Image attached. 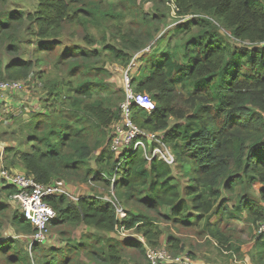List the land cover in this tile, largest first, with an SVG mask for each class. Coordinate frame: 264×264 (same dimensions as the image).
I'll list each match as a JSON object with an SVG mask.
<instances>
[{
  "label": "trees",
  "instance_id": "16d2710c",
  "mask_svg": "<svg viewBox=\"0 0 264 264\" xmlns=\"http://www.w3.org/2000/svg\"><path fill=\"white\" fill-rule=\"evenodd\" d=\"M3 2L6 0H0V5ZM169 6L174 18L181 20L175 28L190 32L182 52L173 46L151 55L152 62L146 61L139 76H132L131 72L130 75L133 91L146 93L155 102L151 111L132 105V120L141 131L162 134V143L173 154L172 164L157 156L145 158L142 147L133 148V143L118 157L110 150L113 134L110 132L107 137V128L121 120L122 96L116 100L93 98L94 92L104 88L99 75L106 73L103 68L89 64L91 58L99 57L98 52L70 47L51 58L56 68L67 66L68 75L76 76L75 81L54 78L39 82L46 90L49 102L46 109L57 111L62 122L47 127L42 120L30 122L29 150L16 152L7 166L19 163L28 174L44 183L67 176L92 178L103 182L106 188L114 185L116 191L112 201L102 200L99 195L82 196L76 203L67 202L63 195L49 197L48 202L57 214L51 222L54 226L84 224L105 232L122 231L123 227L127 232L141 234L151 248L157 247L161 232L152 216L127 212V216L118 219L115 206L121 201L123 189L128 202H140L148 211L169 207L170 216L165 218L184 225L192 223L191 219L204 221L207 232L218 241L229 240L217 224H210L212 217L241 219L256 226L264 224V0H172ZM120 14L115 8L93 0H39V11L29 18L21 10L0 8V81H25L44 62L41 57L52 56L64 24H83V20L109 28L119 47L117 42L103 41V49L112 61L128 66L134 53L141 52L153 38L158 16L148 20L143 14L142 21L137 22L142 29L133 32L128 27L122 30L117 24ZM26 20L24 32L30 37L26 44L33 46L34 59L15 57L24 41L20 31ZM221 29L231 41L242 44L241 48L228 43L225 40L228 35H222ZM84 41L93 42L87 34ZM2 54L11 59L3 62ZM43 73L46 67L34 72V79L39 81ZM62 86L72 94L59 104ZM177 91L185 92L191 109L174 103ZM170 118L175 120L172 125ZM106 138V146L95 160L98 167L89 168L87 161L93 144L100 147ZM138 139L145 145V136ZM6 151L15 150L7 147ZM178 164L189 180L186 184L173 174V166ZM253 183L259 185L258 196L251 199L246 187ZM237 185L240 191L233 196ZM3 189L7 194L14 192L8 185ZM140 192H144L141 197L137 196ZM225 193L230 197L225 198ZM230 199L231 208L227 206ZM11 226L17 234L34 232L18 210L12 214ZM258 234L253 247L257 258L264 262V234ZM172 240L168 239L169 249L176 245ZM14 241L0 244V255H5L6 264H31ZM143 243L133 238L118 241L88 235L75 244L67 243L63 248L66 251L43 250L37 264H77L79 249L84 250L92 263L121 264L123 245L138 248L146 259L147 247ZM38 246L35 243L32 249L37 251ZM234 251L238 252L239 246ZM135 264L149 263L146 259V263Z\"/></svg>",
  "mask_w": 264,
  "mask_h": 264
},
{
  "label": "rangeland",
  "instance_id": "374dc122",
  "mask_svg": "<svg viewBox=\"0 0 264 264\" xmlns=\"http://www.w3.org/2000/svg\"><path fill=\"white\" fill-rule=\"evenodd\" d=\"M97 2H102L106 7H113L120 12L117 24L122 30L128 27L133 32H138L142 29V26L137 22L142 21L143 14H146L147 19H151L152 16H158V29H154L153 38L148 43V45L140 51L135 52L133 58L131 59L130 72L132 76H139L142 71V67L148 60L152 62V56L158 55L163 50L171 47H175L179 53L182 52L183 46L187 42V37L190 36L189 31L184 29L177 30L175 25L180 23L181 20L174 18V12L171 11L170 4L172 0H159L157 2H151L147 0H93ZM85 4V3H84ZM72 7V12L75 10V6ZM83 5V4H79ZM0 8L2 10H21L23 11L25 18L36 15L39 11V0H6V2L1 3ZM28 22L26 20L24 27L20 31L21 38H24L20 45V50L17 56L18 58L24 59H34L33 46L26 44V40L30 37L26 35L24 29L26 28ZM222 35L224 29L219 31ZM87 34L89 38L92 39V43L88 44L84 41V35ZM103 37L105 38L103 40ZM115 39H117L115 37ZM228 43H231L235 48H241L242 44L238 42L231 41V38L225 39ZM58 45L55 46L52 56H45L43 58V63L34 68L33 72L28 76L26 80L22 81L23 86L21 90L16 91L12 94H7L0 102V167L10 166L8 159L16 155V152L22 153L29 150L32 141H28V132L30 130V122H36L37 120H42L45 126L54 125L59 126L61 121V116L57 111L53 109H46L49 102L46 101L47 96H45L46 90L41 85L42 81L46 82L49 79L54 78H64L76 80V76H69L67 73V66L60 65L59 68L54 66L51 58L55 54H61L64 49L70 47H80L84 50L92 52L95 50L99 53V57L91 58L90 66L93 68H103L106 73L100 74V81L104 82L103 89H98L94 92L93 98H112L116 100L117 96H122V101L125 99V84L123 81V73L127 70V66H122L118 62L112 61L107 55V51L103 49V41L105 43H115L113 36L109 32V28L106 26H101L99 24H93L87 20H83V24L75 22H66L63 26V30L59 39L56 40ZM119 47V43L116 44ZM138 53V54H137ZM144 54L145 59H142ZM141 55V58H139ZM143 57V58H144ZM3 62H7L11 59V56L2 54ZM51 61V62H50ZM47 62V64L45 63ZM52 63V64H51ZM134 64V65H133ZM52 65L54 67H52ZM128 65V66H129ZM44 67H46V73L41 74L42 77L38 81L34 79V72H41ZM92 71L90 74H93ZM130 75V76H131ZM41 82V83H39ZM74 83V82H73ZM131 88L133 89L132 85ZM61 99L59 104L63 102L64 97L71 95L72 93L65 87H61ZM174 103L178 107H182L185 110L191 109L190 103H188L187 96L183 91H177ZM124 96V97H123ZM121 101V100H120ZM121 101V102H122ZM120 106V102H119ZM26 109V110H25ZM56 110V109H55ZM25 114V115H24ZM174 119L170 118L169 124L174 123ZM120 121L112 123L110 127L107 128V137L111 132L114 134L117 124ZM161 133H158V138H161ZM107 138L100 143V147L93 144V149L91 156L89 157L87 164L89 168H97L96 157L99 156L100 149L106 146ZM155 142L150 139H146V147L154 146ZM7 147L13 148L15 151L11 153L7 152ZM124 145L120 147L119 152L122 151ZM146 148V149H147ZM161 148V147H160ZM166 150L168 147L165 146ZM118 152V153H119ZM117 154H115L116 157ZM22 167L21 164L17 163L13 165L14 169L12 171H19L17 167ZM173 174L175 178L179 179L182 184L189 182L184 176L181 164L173 166ZM117 182L121 186V177L118 175ZM60 184H64L67 192L70 193L66 197L67 202L76 203L77 199L80 197H95L99 195L102 200H114L113 193L116 192L114 185L111 188H106L104 183L101 181H92V178H87L83 180L82 177H72L67 176L66 179H59ZM259 185L257 183L251 184V187H246L249 189V198H257V188ZM240 191L237 185L233 196ZM144 192H140L137 196H143ZM126 191L123 189V195L119 199L120 206L124 208L125 213L131 212L134 215H150L154 218V222L157 224L158 229L161 232L159 237V243L156 249H162L166 252L177 256V255H188L195 264H264L257 258V253L253 247L255 238L259 236V227L264 225L261 224L256 226V224H250L245 220L241 219H231L227 220L226 216H221V219H216L212 217L209 222L219 226V231L228 237V242L218 241L211 234L207 232V228L204 226V221L196 222L194 219L192 223L184 225L175 220L165 218V216H170V209L167 206L159 207L157 211H148L140 202H129L126 200ZM225 198H229L230 194L225 193ZM233 200H229L227 206L232 207ZM0 244L10 239L15 240V246L19 247L22 254L28 256V260L31 264H37L39 255L42 254L43 250H48L50 248L63 249L66 244H75L87 237L88 235L101 236L103 239L106 237L115 238L118 241L127 238H133L134 240H139L144 242L147 248H151L147 242L144 240L141 234L132 231H112L105 232L97 230L92 227L85 226L83 224H69L61 223L57 226L50 224L46 232V240L37 243L38 250H29L28 241L23 235L24 233L17 234L14 228L11 226L12 214L16 210V207L10 204L8 199L7 190H4L2 183L0 182ZM194 214V213H193ZM127 216V214L125 215ZM53 221V220H52ZM130 236V237H129ZM173 238L172 242L175 241L176 245L173 248H168V239ZM239 246V251L235 252L234 247ZM229 247V249H228ZM147 250V249H146ZM11 250L10 252H12ZM62 251H66L63 249ZM80 253L78 257L77 264H95L90 262L89 258L86 257L84 250L79 249ZM121 264H135V263H146L145 257L140 254L138 248L123 245L121 248ZM5 255H0V264H6L4 259Z\"/></svg>",
  "mask_w": 264,
  "mask_h": 264
},
{
  "label": "built area",
  "instance_id": "2783aa9c",
  "mask_svg": "<svg viewBox=\"0 0 264 264\" xmlns=\"http://www.w3.org/2000/svg\"><path fill=\"white\" fill-rule=\"evenodd\" d=\"M131 66L132 64L127 66V70L123 73V81L126 89L125 99L120 103L121 122L116 125L109 148L117 156H120L133 143L134 148L139 146L143 148L145 157L147 154H152L172 164L174 162L173 154L170 150L165 149V145L161 141L162 136L158 138L154 133L141 131L132 120V105L138 106L146 111H151L155 107V102L148 94L133 91L130 76ZM22 86V81H0V102L7 94L21 90ZM139 136H145L146 139H150L156 145L147 151L144 143L138 139ZM122 145H124V148L119 152L118 150ZM0 182L2 186L8 185L14 188V192L8 195L9 202L19 209L23 217L34 229L32 234L23 235L28 241L29 250H31L33 244L46 240L48 226L57 216L56 211L49 204L48 198L61 195L69 196L70 193L67 192L64 184H60V182H40L26 171L15 172L4 166L0 167ZM107 201L109 200L107 199ZM115 209L118 219L125 217V211L119 204L115 206ZM120 229L125 231L123 227ZM259 233L264 234V225L259 227ZM146 259L149 264H195L188 255L174 256L165 250L156 248H147Z\"/></svg>",
  "mask_w": 264,
  "mask_h": 264
},
{
  "label": "crops",
  "instance_id": "0c3cea01",
  "mask_svg": "<svg viewBox=\"0 0 264 264\" xmlns=\"http://www.w3.org/2000/svg\"><path fill=\"white\" fill-rule=\"evenodd\" d=\"M153 144V143H152ZM156 144H154V146H155ZM153 146H150L149 148H147L146 147V145H145V148H147L146 150L147 151H149L151 148H152ZM134 148V147H133ZM142 150H143V148H142ZM115 154V153H114ZM143 155H144V150H143ZM147 156H150V157H147ZM147 156L145 157V158H147V159H151L152 157H153V155L152 154H147ZM116 157H118L117 155H116ZM1 166H3V165H1ZM4 167H6V168H8V169H14V167L13 166H11V167H8V166H4ZM17 167V166H16ZM18 169H20L19 171H26L25 170V168L22 166V167H17ZM55 181H57L58 182V180H55ZM5 187V186H4ZM3 187V188H4ZM9 195V194H8ZM95 197H97V196H95ZM16 210H18L19 211V209H17L16 208ZM20 212V211H19ZM21 213V212H20ZM84 225V224H83ZM85 226H87V225H85ZM88 227H90V226H88Z\"/></svg>",
  "mask_w": 264,
  "mask_h": 264
}]
</instances>
